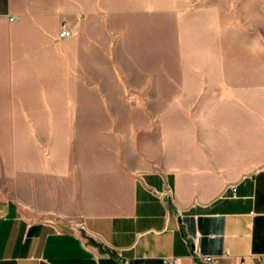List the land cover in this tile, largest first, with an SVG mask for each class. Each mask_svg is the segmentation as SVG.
I'll use <instances>...</instances> for the list:
<instances>
[{"label":"crops","instance_id":"crops-1","mask_svg":"<svg viewBox=\"0 0 264 264\" xmlns=\"http://www.w3.org/2000/svg\"><path fill=\"white\" fill-rule=\"evenodd\" d=\"M252 1L259 41L229 44L226 8L206 2L0 0V264H203L195 245L264 264V0ZM64 23L74 34L60 39ZM164 32L174 110L158 166L74 160L67 110L100 89L144 97L132 75L163 73Z\"/></svg>","mask_w":264,"mask_h":264},{"label":"rangeland","instance_id":"rangeland-1","mask_svg":"<svg viewBox=\"0 0 264 264\" xmlns=\"http://www.w3.org/2000/svg\"><path fill=\"white\" fill-rule=\"evenodd\" d=\"M195 1L226 8L229 44L259 41L257 31L251 27L253 19L243 18L247 10H256L257 5L252 0ZM173 45L170 35L164 32L163 73L151 76L156 82L140 83L135 81L137 76L132 75V90L144 97L105 98L102 96L112 93L100 89V97L92 100V106L75 104L74 110H67V121L73 123L69 131L74 160L92 161L100 172L119 167L140 171L158 166L153 159L156 144L160 145L162 135L167 133L162 129L170 122V113L174 110L170 83Z\"/></svg>","mask_w":264,"mask_h":264},{"label":"built area","instance_id":"built-area-1","mask_svg":"<svg viewBox=\"0 0 264 264\" xmlns=\"http://www.w3.org/2000/svg\"><path fill=\"white\" fill-rule=\"evenodd\" d=\"M10 20H14V17H10ZM68 25L69 24H67V23H64L63 25H61L62 27H61L59 35H58L60 39L69 38L74 34L72 28ZM192 255L195 258H197L199 262H201L203 264H219L221 257L222 256H230V252L226 251L222 255H213V254H205L204 255L203 253L200 252L198 246L195 245V248L193 249ZM163 260H164V264H181V261H182L180 256H171V257H167Z\"/></svg>","mask_w":264,"mask_h":264}]
</instances>
